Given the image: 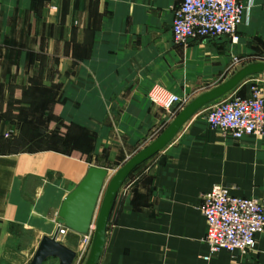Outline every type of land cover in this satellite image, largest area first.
<instances>
[{"label": "crops", "instance_id": "obj_1", "mask_svg": "<svg viewBox=\"0 0 264 264\" xmlns=\"http://www.w3.org/2000/svg\"><path fill=\"white\" fill-rule=\"evenodd\" d=\"M180 1L0 0V264L31 260L89 166L110 173L120 153L137 145L135 154L169 124L176 113L151 104L153 86L194 98L225 80L219 81L222 43L242 47L254 32L264 37V0H240L246 11L237 43L220 36L175 45L171 24ZM259 85L264 94V80ZM249 89L243 82L230 95L244 97ZM49 104L55 122L46 128L40 120ZM58 120L68 126L67 136L98 138L93 154L86 146L66 152L16 145L29 121L42 136L55 134ZM104 152L109 163L94 161ZM214 186L264 203V134L223 136L200 111L128 176L98 264H264L261 236L247 254L221 250L203 260L208 247L200 205ZM68 239L80 236L60 238L76 250Z\"/></svg>", "mask_w": 264, "mask_h": 264}, {"label": "built area", "instance_id": "obj_2", "mask_svg": "<svg viewBox=\"0 0 264 264\" xmlns=\"http://www.w3.org/2000/svg\"><path fill=\"white\" fill-rule=\"evenodd\" d=\"M245 11L239 0H181L173 9V43L186 45L195 39L220 36L229 37L234 42ZM149 98L167 111L182 108L187 103L186 98L158 85L151 88ZM203 109L208 127L223 136L240 140L264 134V94L261 88L252 89L244 97L228 95ZM200 210L206 222L204 242L208 247L204 261L221 250L232 255L247 254L255 249L257 237H264V203L259 198L233 195L223 186H214L203 194ZM68 232L60 227L58 238ZM81 237L85 251L92 240L91 232Z\"/></svg>", "mask_w": 264, "mask_h": 264}, {"label": "water", "instance_id": "obj_3", "mask_svg": "<svg viewBox=\"0 0 264 264\" xmlns=\"http://www.w3.org/2000/svg\"><path fill=\"white\" fill-rule=\"evenodd\" d=\"M255 75L264 76V62L252 61L238 66L223 82L190 100L147 146L127 159L109 177L106 168L91 165L79 183L62 200L55 222L57 228L51 236H43L27 264H74L77 252L58 238L60 227L87 236L93 227L92 240L83 264H98L103 253L108 221L116 196L128 176L143 162L166 147L180 128L203 108L233 93L244 81Z\"/></svg>", "mask_w": 264, "mask_h": 264}, {"label": "rangeland", "instance_id": "obj_4", "mask_svg": "<svg viewBox=\"0 0 264 264\" xmlns=\"http://www.w3.org/2000/svg\"><path fill=\"white\" fill-rule=\"evenodd\" d=\"M263 9H264V7H263ZM263 12H264V10H263ZM261 16L264 17V13H262ZM252 30H254V27ZM263 32H264V30H263ZM263 38L264 37L261 35V33L254 32L253 35H250V39L246 43H244V45H242V47H240L239 45L235 46V47H231V45L229 43H226L227 41L222 43L223 45L220 48V53L223 55L221 60L224 62V65H222V69H225V70L219 74L220 75L219 81H222L223 79L226 80L234 72V70L238 66H241L242 64H246V63H249L252 61H263L264 62V39ZM172 41H173V37H172ZM237 41H238V35H237V40H235L234 42L230 39V43H233V44L237 43ZM183 46H185V45H183ZM261 80H264V76L263 75L262 76L257 75L255 77L252 76V77L248 78L244 82H246V84H249V88H250L249 91H252V89H254V88H261L262 89V87L259 85ZM149 92L147 94V98L151 102V104H153V106L157 107L158 109H161L165 112L171 113L172 115H175V113L177 114L190 100L193 99V98H189L187 96H180L176 93L171 92V93L179 96L180 98H186L187 103L182 108L176 107L172 110L170 109L169 111H167V108H163V107L159 106L158 104H156L150 100ZM45 107H46V110L50 111V112H47L46 115L44 116V118L40 121H42L41 124L45 125L46 128H49L53 124V122H55V117L52 115V112H51V110H52V108H54V106L52 104H49L48 106H45ZM202 112L205 114L206 111H204V109H203ZM56 127L58 129L64 131V135H59L58 133L56 134V132H59V130L56 129L54 131L55 134H51L52 131L49 130V131H44V135H42V136H36L38 129L35 128V121L34 122L29 121L27 130L24 131L26 134L22 135V136H17L15 139V143L17 146L25 148V149H29V150H31V149H58V150L66 151V152L69 151V149L71 147H73L74 145L79 146L81 148L83 146L84 147L86 146V149H88V151L93 154L96 142L98 141V138H96V137L95 138H90V137L89 138H87V137L86 138H83V137L78 138V137L67 136V134L69 132L68 126L65 124V122H61L59 120H58V122H56ZM96 148L98 150L97 146H96ZM137 150H138L137 145H133L129 148V150H128V152H126V154L120 153L118 155L117 159L115 161L111 162V164H110L111 165V168H110L111 172L109 173V177L112 176L119 167H121V164L125 161L127 154L129 157L130 155H132ZM94 161H96L97 163H101V164L109 163L106 160V152H104L101 155L97 153ZM111 220H113L112 216H111ZM111 223H113V222L108 221V225ZM92 232H91V238H92ZM68 233H72V232L69 231ZM77 236H79V235H77ZM60 238L61 237H59V240H60ZM70 238H73V236ZM67 242L71 245H75L77 243L74 246L76 249L75 251L77 252V256H76V259L74 261V264H83L90 244L87 246L86 250L83 251V247L81 244V243H83V239L81 236H80V241L78 240V241L74 242L73 240L68 239ZM50 263H51L50 261L46 262V264H50Z\"/></svg>", "mask_w": 264, "mask_h": 264}, {"label": "bare ground", "instance_id": "obj_5", "mask_svg": "<svg viewBox=\"0 0 264 264\" xmlns=\"http://www.w3.org/2000/svg\"><path fill=\"white\" fill-rule=\"evenodd\" d=\"M91 231H93V227H92Z\"/></svg>", "mask_w": 264, "mask_h": 264}]
</instances>
